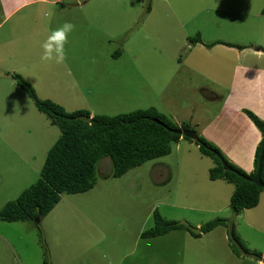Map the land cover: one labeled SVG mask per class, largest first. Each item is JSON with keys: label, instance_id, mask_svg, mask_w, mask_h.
I'll return each instance as SVG.
<instances>
[{"label": "rangeland", "instance_id": "rangeland-1", "mask_svg": "<svg viewBox=\"0 0 264 264\" xmlns=\"http://www.w3.org/2000/svg\"><path fill=\"white\" fill-rule=\"evenodd\" d=\"M65 22L76 25L65 61L42 60V43ZM196 34L201 43L191 45ZM215 40L244 49L212 46ZM257 48H264V0H0V210L38 180L60 135L12 75L67 113L115 116L155 108L204 137L243 69L253 77L240 79L242 109L253 112V105L264 120V88H255L258 102L248 95L264 66ZM224 122L251 138L240 118ZM216 165L183 137L170 154L119 178L104 157L92 189L61 194L35 221L0 220V264H43L45 254L48 264H264L232 251L229 224L199 238L185 229L141 237L154 227L155 211L194 233L225 218L247 249L264 256V191L256 207L233 214L234 185L209 178Z\"/></svg>", "mask_w": 264, "mask_h": 264}, {"label": "trees", "instance_id": "trees-1", "mask_svg": "<svg viewBox=\"0 0 264 264\" xmlns=\"http://www.w3.org/2000/svg\"><path fill=\"white\" fill-rule=\"evenodd\" d=\"M191 45L201 43L196 34L190 39ZM227 47L244 49L242 46L223 42H214ZM209 46V45H208ZM264 52V48H257ZM18 86L23 89L33 101L36 109L45 114L52 125H56L60 135L47 151L38 180L29 188L23 190L13 201H9L0 210V220L4 222L35 221L46 215L59 202L60 195L79 194L92 189L96 181V166L99 161L108 157L113 164L112 176L119 178L133 168L148 161L166 156L171 152V144L178 143L183 137L193 141L200 152L216 161L217 165L209 171L210 180H223L234 185L230 197V207L233 214H239L243 209H253L259 203L260 194L264 189L257 187L239 175L251 178L255 175L258 158L264 146V120L253 112L243 109L242 112L262 134V139L255 150L254 170L246 174L236 165L228 162L219 148L198 135L192 140L171 132L177 125L171 123L155 108L136 110L115 116L93 115L86 110L67 113L51 100H40L32 87L19 75H12ZM183 130H192L182 127ZM221 157L235 172L223 169L219 160ZM264 174V155L261 170V180ZM154 227L141 233L142 238L162 236L172 230L185 229L194 238L206 234L220 225L228 226V240L232 251L240 256L247 255L257 261H264L260 252L250 251L235 234L234 226L225 218H215L203 225L198 233L190 226L177 221H168L155 211ZM47 263V258L43 260Z\"/></svg>", "mask_w": 264, "mask_h": 264}, {"label": "crops", "instance_id": "crops-1", "mask_svg": "<svg viewBox=\"0 0 264 264\" xmlns=\"http://www.w3.org/2000/svg\"><path fill=\"white\" fill-rule=\"evenodd\" d=\"M17 8H15L14 10H16ZM215 42H223V41L215 40ZM223 43H227V42H223ZM240 52L242 51L240 50ZM259 54H257L256 56L259 57ZM248 70L249 69H246V74L243 69L242 71L237 72V74L234 75L233 77L234 84L231 83L232 93L229 94V98L224 99L222 101L223 104L219 110L220 113L217 112L215 117H213V119L206 124L205 128L202 130V134L207 140L217 145V147L222 151V153L228 159L229 162L236 165L245 173L251 174L254 170L255 150L262 139V134L258 129H256V127L252 124V122L244 114H242V112L238 111V110H243L242 108H245V101L243 99V94H244L243 89L238 93L237 88L244 86V85H240L242 84V82H240V79L243 78L244 75L248 74L249 76H251L248 73ZM255 72L258 73V76H256L254 81L250 83L251 87H248L249 88L248 95L250 97L253 96L255 101L258 102L260 100V97L258 95H255L257 94L255 88L256 86H259L260 88H264V82L261 76L262 74H264V66H261V69H257ZM229 88H230V84L229 86H227V89ZM231 96H233L234 101H231L230 99ZM253 108L254 106L252 105V108L250 109L254 113L259 114L258 112H255L256 110H254ZM263 116H264V112H263ZM224 118L225 120L232 118L234 123H235V119L240 118L241 119L240 124L246 126L245 128L248 130V132H250V134H252L251 138L250 137L247 138L245 132L244 134L240 130H235L230 128L227 122L221 124L220 120L222 121ZM228 132H229V137L227 138L226 135Z\"/></svg>", "mask_w": 264, "mask_h": 264}, {"label": "clouds", "instance_id": "clouds-1", "mask_svg": "<svg viewBox=\"0 0 264 264\" xmlns=\"http://www.w3.org/2000/svg\"><path fill=\"white\" fill-rule=\"evenodd\" d=\"M75 28V24L65 22L60 27L52 29L41 45L43 49L41 59L63 63L66 59L65 44L68 42L69 34L72 33Z\"/></svg>", "mask_w": 264, "mask_h": 264}, {"label": "water", "instance_id": "water-1", "mask_svg": "<svg viewBox=\"0 0 264 264\" xmlns=\"http://www.w3.org/2000/svg\"><path fill=\"white\" fill-rule=\"evenodd\" d=\"M171 132L174 133V134H178L180 136H184L186 138L192 139V140H197V138H198V136L196 135L195 132L186 131V130H183V129H180V128L171 129ZM263 155H264V146L262 147L260 156L258 158L257 169H256L255 175L253 177L248 178V177H245V176L237 174L241 178H243V179H245V180H247L249 182L254 183L257 187L262 188V189H264V182H262V180H261V170H262ZM219 160H220L224 170L235 172L233 169H231L228 166V164L221 157H219Z\"/></svg>", "mask_w": 264, "mask_h": 264}]
</instances>
